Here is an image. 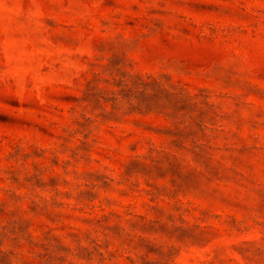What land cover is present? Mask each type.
Masks as SVG:
<instances>
[{
  "label": "rangeland",
  "instance_id": "374dc122",
  "mask_svg": "<svg viewBox=\"0 0 264 264\" xmlns=\"http://www.w3.org/2000/svg\"><path fill=\"white\" fill-rule=\"evenodd\" d=\"M0 264H264V0H0Z\"/></svg>",
  "mask_w": 264,
  "mask_h": 264
}]
</instances>
